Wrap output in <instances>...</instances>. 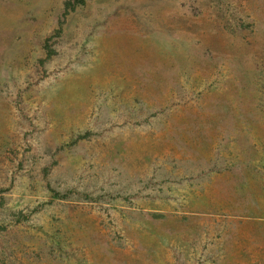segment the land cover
Masks as SVG:
<instances>
[{
	"label": "rangeland",
	"instance_id": "obj_1",
	"mask_svg": "<svg viewBox=\"0 0 264 264\" xmlns=\"http://www.w3.org/2000/svg\"><path fill=\"white\" fill-rule=\"evenodd\" d=\"M65 1L0 0V264H264V0Z\"/></svg>",
	"mask_w": 264,
	"mask_h": 264
},
{
	"label": "trees",
	"instance_id": "obj_2",
	"mask_svg": "<svg viewBox=\"0 0 264 264\" xmlns=\"http://www.w3.org/2000/svg\"><path fill=\"white\" fill-rule=\"evenodd\" d=\"M84 4H85V0H66L63 18L67 17L69 12L74 11L77 8V6L84 5ZM63 18H61V20L59 21L58 28L56 29L55 34L53 35L55 37H59L63 31V23H64ZM50 39H52V37L47 38V40L45 41L44 48H45L47 54H46V57L42 59V61L51 58L53 56V54L56 53V50L53 49L52 44L50 43ZM54 196L57 198H60V199H65V198L69 197V194L61 193V192L55 190Z\"/></svg>",
	"mask_w": 264,
	"mask_h": 264
}]
</instances>
